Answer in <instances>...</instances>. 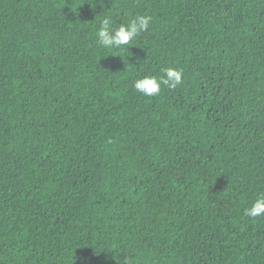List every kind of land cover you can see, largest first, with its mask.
Here are the masks:
<instances>
[{
	"label": "trees",
	"instance_id": "trees-1",
	"mask_svg": "<svg viewBox=\"0 0 264 264\" xmlns=\"http://www.w3.org/2000/svg\"><path fill=\"white\" fill-rule=\"evenodd\" d=\"M262 194L264 0H0V264H264Z\"/></svg>",
	"mask_w": 264,
	"mask_h": 264
},
{
	"label": "clouds",
	"instance_id": "clouds-1",
	"mask_svg": "<svg viewBox=\"0 0 264 264\" xmlns=\"http://www.w3.org/2000/svg\"><path fill=\"white\" fill-rule=\"evenodd\" d=\"M151 17L147 15L137 16L129 23H122L118 28L113 29L112 21L109 17L101 20L100 28L97 31V39L101 46L107 49L119 48L129 45L143 31L149 28ZM163 76H145L138 78L134 82V88L137 92L145 96L158 95L162 85L176 88L183 82V73L179 69H163ZM245 215L248 217H258L264 215V194L260 195L251 207L245 209ZM113 264H121L119 257H111ZM127 264V260L124 262Z\"/></svg>",
	"mask_w": 264,
	"mask_h": 264
}]
</instances>
